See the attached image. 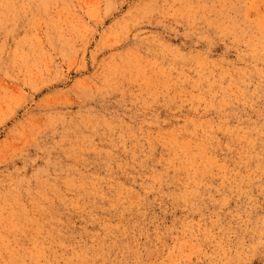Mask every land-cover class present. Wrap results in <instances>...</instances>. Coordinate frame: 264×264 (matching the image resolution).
Wrapping results in <instances>:
<instances>
[{
  "label": "rangeland",
  "instance_id": "obj_1",
  "mask_svg": "<svg viewBox=\"0 0 264 264\" xmlns=\"http://www.w3.org/2000/svg\"><path fill=\"white\" fill-rule=\"evenodd\" d=\"M0 264H264V0H0Z\"/></svg>",
  "mask_w": 264,
  "mask_h": 264
}]
</instances>
